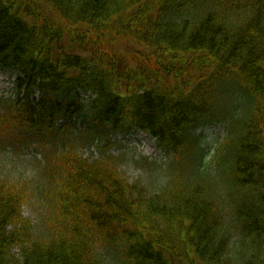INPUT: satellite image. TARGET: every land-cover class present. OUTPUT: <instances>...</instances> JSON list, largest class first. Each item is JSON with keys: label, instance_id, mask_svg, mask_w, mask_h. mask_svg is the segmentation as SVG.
I'll return each mask as SVG.
<instances>
[{"label": "trees", "instance_id": "obj_1", "mask_svg": "<svg viewBox=\"0 0 264 264\" xmlns=\"http://www.w3.org/2000/svg\"><path fill=\"white\" fill-rule=\"evenodd\" d=\"M0 71V155L42 153L30 188L0 171V264H264V0H0ZM135 131L189 177L120 178L111 136ZM36 197L40 234L22 215Z\"/></svg>", "mask_w": 264, "mask_h": 264}, {"label": "rangeland", "instance_id": "obj_2", "mask_svg": "<svg viewBox=\"0 0 264 264\" xmlns=\"http://www.w3.org/2000/svg\"><path fill=\"white\" fill-rule=\"evenodd\" d=\"M117 49L128 53L136 49L143 51L137 45H132L130 41L119 43ZM63 50L68 52L70 48L63 47ZM13 80L12 76L0 72V97L12 96ZM196 135L200 136L199 145L204 151V163L210 162L209 173H214V155L226 137V132L221 125L210 124L199 128ZM111 142L109 154L113 157V166L119 177L129 184L138 183L150 192H157L163 186L169 187L177 178L184 175L181 164L172 166L176 163L174 156L159 152L154 140L142 132H135L129 136L116 134L111 136ZM80 150L84 158L99 157L95 146L83 147ZM4 154L5 156L0 155V171L10 173L20 169L23 172L21 177L25 180L24 185L30 188L34 184L32 181L38 178L34 175L39 172L42 162L41 153L36 149L35 144L32 147H21L19 150L6 149ZM184 177L189 176L185 174ZM42 214L43 202L40 198H33L22 206V215L30 221L37 234L42 233L41 229L44 228Z\"/></svg>", "mask_w": 264, "mask_h": 264}]
</instances>
